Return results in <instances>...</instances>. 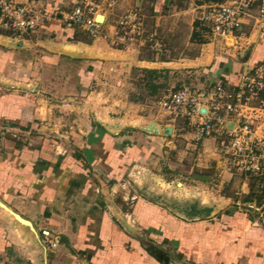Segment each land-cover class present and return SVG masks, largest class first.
I'll list each match as a JSON object with an SVG mask.
<instances>
[{"label": "crops", "instance_id": "1", "mask_svg": "<svg viewBox=\"0 0 264 264\" xmlns=\"http://www.w3.org/2000/svg\"><path fill=\"white\" fill-rule=\"evenodd\" d=\"M76 1L45 0L61 10ZM220 1L117 0L104 9L106 20L134 9L144 28L125 47L69 39L58 19L46 32H0V264H264V211L252 197L229 206L226 196L225 209L217 203L187 217L157 194L172 179L146 178L145 190L129 180L135 168L179 173L177 137L189 135L157 107L163 92L148 95L151 105L128 98L133 71L156 73L162 89L171 69L177 87L201 88L236 85L239 74L264 62L255 9L233 35L197 32L202 9ZM170 52L181 54L171 59ZM201 144L197 157L214 159V138ZM200 159L196 167L215 164L221 182L230 181L227 163ZM193 174L195 188L208 184L206 174ZM43 228L57 236V247L43 243Z\"/></svg>", "mask_w": 264, "mask_h": 264}, {"label": "built area", "instance_id": "2", "mask_svg": "<svg viewBox=\"0 0 264 264\" xmlns=\"http://www.w3.org/2000/svg\"><path fill=\"white\" fill-rule=\"evenodd\" d=\"M253 9L264 27V0L210 3L197 19L206 33L222 39L241 31L243 20ZM57 19L70 30V36L78 31L113 47H125L143 36L142 19L136 10L108 22L99 0H77L66 10L48 7L45 0H0V30L12 36L46 32L48 23ZM262 93L264 62L239 74L236 85L215 82L197 88L182 84L162 94L156 105L168 122H182L192 141L214 138L237 169L264 176V136L256 134V127L264 123ZM40 234L47 247H57L58 238L49 229H41Z\"/></svg>", "mask_w": 264, "mask_h": 264}, {"label": "rangeland", "instance_id": "3", "mask_svg": "<svg viewBox=\"0 0 264 264\" xmlns=\"http://www.w3.org/2000/svg\"><path fill=\"white\" fill-rule=\"evenodd\" d=\"M117 0H99V3L101 4L102 8H108L112 10V8L115 6ZM137 11V10H136ZM139 12V11H138ZM197 32L201 33L204 32V27L201 25H198ZM1 33L5 34V31L0 30ZM198 33V34H199ZM8 34V33H6ZM143 34H144V28H143ZM77 37L80 41L90 42L88 40V37L81 32L77 31ZM194 52H183V55H189ZM178 54H181V52H170L171 59L177 58ZM134 78L133 81V89L130 90L128 98L130 100H140L147 104H152L151 102L154 100L152 98H148V95L150 94H160V93H166L168 90H171L174 87H177L179 82L177 81V77L175 76V73L169 69V72H166V76L163 80V88L159 89L156 88V84H161L159 81L158 75L156 73H150L145 71H133L131 74ZM143 79V81H140V79ZM161 78V77H160ZM146 80V81H145ZM139 81V82H137ZM158 82V83H155ZM159 89V90H158ZM108 91V90H107ZM153 106V105H152ZM153 109V108H152ZM178 124V123H177ZM179 126H183L184 130L189 132V129L182 124V122L179 121ZM264 127V125H263ZM263 134L260 136H264V128H262ZM181 132V131H179ZM177 131V133H179ZM202 141V140H201ZM201 141H192L191 134L186 135L185 137L178 136L177 137V147L178 149H181L182 152V164H184L185 168L181 169L179 173L177 172V168L174 170H164V168L158 169L160 172L158 174L157 170L152 169H143V168H135L130 172V181L131 183L135 184L136 187H141L143 190L146 189L145 182L146 178H150L151 176H156L157 178H164L167 181L169 179H172V182H170V189H163L162 191H159L157 194L164 195V197L169 200L175 206L180 208L184 212V214L188 217L197 215V216H203L205 215V209L204 206L208 205H215L219 204L221 206V209H225L227 205H225V197H229V203L230 206L235 205L233 202L237 200H244L245 198L252 197L254 199V202L257 206H261L262 210L264 211V176L263 175H254L245 173L239 169H237L232 163L231 159H227V155L222 153L220 151L219 145L217 143V140L214 139L216 147H217V153L215 155L216 159H219L225 163H227L230 168L228 172L231 175L230 181L221 182L223 180V174L219 172V169H215V164H213V167L210 168H202V167H196L195 163L197 162V159H200V157H197L198 151L203 149V145L201 144ZM176 153V150H175ZM174 154L170 157L171 160H176V157H174ZM197 157V158H196ZM208 158V157H207ZM215 158H208L206 159L201 157L200 161L203 163L213 162L215 161ZM230 162H229V161ZM195 167L197 169H195ZM155 175H154V174ZM163 173V174H160ZM197 173L201 177L202 174H206L207 177H204L202 182L207 181L208 184H200V188H195L194 186H197L198 184L193 181L194 174ZM162 175V176H157ZM197 177V176H196ZM206 178V180H205ZM241 180L245 181V184L242 185ZM161 181V180H160ZM176 182L179 184L176 185ZM163 185H159V189L161 187L165 186V182H162ZM183 183V184H180ZM166 188V187H164ZM244 190V192L242 191ZM158 191V190H156ZM156 194V193H155ZM154 196L156 197V195ZM161 195H157L159 198ZM154 197V198H155ZM240 205V203H239ZM196 213V214H194ZM262 216L264 218V213H262Z\"/></svg>", "mask_w": 264, "mask_h": 264}, {"label": "trees", "instance_id": "4", "mask_svg": "<svg viewBox=\"0 0 264 264\" xmlns=\"http://www.w3.org/2000/svg\"><path fill=\"white\" fill-rule=\"evenodd\" d=\"M222 1H223V0H222ZM76 36H77V34L74 33L72 36H70L69 39H75ZM261 97L264 98V93L261 94ZM149 252H151V254H152L157 260H159V261L162 260V258H163V253H162V252H158V253H157V252H155V251H150V250H149Z\"/></svg>", "mask_w": 264, "mask_h": 264}]
</instances>
